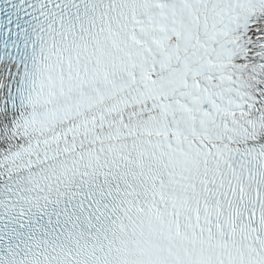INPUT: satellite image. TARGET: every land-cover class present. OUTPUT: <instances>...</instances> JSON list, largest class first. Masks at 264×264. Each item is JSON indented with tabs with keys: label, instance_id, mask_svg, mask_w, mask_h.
I'll return each mask as SVG.
<instances>
[{
	"label": "snow or ice",
	"instance_id": "6c2138e0",
	"mask_svg": "<svg viewBox=\"0 0 264 264\" xmlns=\"http://www.w3.org/2000/svg\"><path fill=\"white\" fill-rule=\"evenodd\" d=\"M0 264H264V0H0Z\"/></svg>",
	"mask_w": 264,
	"mask_h": 264
}]
</instances>
